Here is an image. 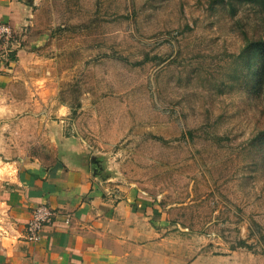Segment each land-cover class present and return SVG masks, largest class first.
Returning a JSON list of instances; mask_svg holds the SVG:
<instances>
[{"label": "rangeland", "instance_id": "1", "mask_svg": "<svg viewBox=\"0 0 264 264\" xmlns=\"http://www.w3.org/2000/svg\"><path fill=\"white\" fill-rule=\"evenodd\" d=\"M23 1L35 40L0 41V237L6 180L64 141L107 196L159 207L177 264H264V0Z\"/></svg>", "mask_w": 264, "mask_h": 264}, {"label": "crops", "instance_id": "2", "mask_svg": "<svg viewBox=\"0 0 264 264\" xmlns=\"http://www.w3.org/2000/svg\"><path fill=\"white\" fill-rule=\"evenodd\" d=\"M31 6L0 0V22L18 37L13 46L18 54L28 47L24 41L35 40L24 35ZM67 144L58 143L54 163L24 164L6 180L9 226L0 237V264H177L167 251V231L159 226V207L144 198L107 196L90 174L86 152ZM40 204L55 215L38 242H27L26 223Z\"/></svg>", "mask_w": 264, "mask_h": 264}, {"label": "built area", "instance_id": "3", "mask_svg": "<svg viewBox=\"0 0 264 264\" xmlns=\"http://www.w3.org/2000/svg\"><path fill=\"white\" fill-rule=\"evenodd\" d=\"M15 38L12 28L7 23L0 22V41L3 44L10 43ZM54 212L45 204L36 206L25 226V239L27 242L35 243L40 240L42 230L51 224ZM68 220H66L67 222Z\"/></svg>", "mask_w": 264, "mask_h": 264}]
</instances>
